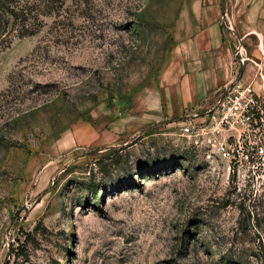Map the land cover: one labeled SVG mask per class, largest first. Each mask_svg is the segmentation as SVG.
<instances>
[{"label": "rangeland", "instance_id": "374dc122", "mask_svg": "<svg viewBox=\"0 0 264 264\" xmlns=\"http://www.w3.org/2000/svg\"><path fill=\"white\" fill-rule=\"evenodd\" d=\"M192 1L61 0L33 35L8 25L0 264H264V179L237 182L174 119L107 136ZM252 1L245 64L264 57V0Z\"/></svg>", "mask_w": 264, "mask_h": 264}, {"label": "crops", "instance_id": "0c3cea01", "mask_svg": "<svg viewBox=\"0 0 264 264\" xmlns=\"http://www.w3.org/2000/svg\"><path fill=\"white\" fill-rule=\"evenodd\" d=\"M248 3L250 6L241 5L245 4L241 0L222 5L219 0L183 3L173 25L174 41L164 50L153 76L131 93L129 110L109 120L114 130L107 136L113 141L128 130L177 120L186 111L210 106L236 76L231 37L223 32L221 22L228 21L239 37L254 31V11H248L244 18L241 10L253 8V1ZM253 61L244 65L238 78L242 85L264 96V57ZM119 119L125 121L122 129L116 125Z\"/></svg>", "mask_w": 264, "mask_h": 264}, {"label": "built area", "instance_id": "2783aa9c", "mask_svg": "<svg viewBox=\"0 0 264 264\" xmlns=\"http://www.w3.org/2000/svg\"><path fill=\"white\" fill-rule=\"evenodd\" d=\"M221 26L235 41L236 76L210 106L186 111L177 119V133L196 153L225 161L237 182L259 181L264 179V96L240 83L246 50L228 21L223 19Z\"/></svg>", "mask_w": 264, "mask_h": 264}, {"label": "trees", "instance_id": "16d2710c", "mask_svg": "<svg viewBox=\"0 0 264 264\" xmlns=\"http://www.w3.org/2000/svg\"><path fill=\"white\" fill-rule=\"evenodd\" d=\"M54 3L62 5L61 0H0V44L4 43L0 51L10 44L8 25L18 24L24 30L21 35H33L40 28V17L53 13Z\"/></svg>", "mask_w": 264, "mask_h": 264}, {"label": "water", "instance_id": "95a60500", "mask_svg": "<svg viewBox=\"0 0 264 264\" xmlns=\"http://www.w3.org/2000/svg\"><path fill=\"white\" fill-rule=\"evenodd\" d=\"M243 69H244V67H242V68H241V71H240V73L243 71Z\"/></svg>", "mask_w": 264, "mask_h": 264}]
</instances>
